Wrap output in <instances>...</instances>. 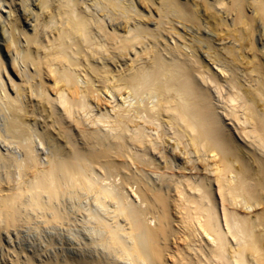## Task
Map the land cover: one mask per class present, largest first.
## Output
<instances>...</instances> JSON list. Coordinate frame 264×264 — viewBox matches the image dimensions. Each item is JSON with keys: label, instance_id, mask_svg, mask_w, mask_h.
I'll return each mask as SVG.
<instances>
[{"label": "bare ground", "instance_id": "obj_1", "mask_svg": "<svg viewBox=\"0 0 264 264\" xmlns=\"http://www.w3.org/2000/svg\"><path fill=\"white\" fill-rule=\"evenodd\" d=\"M0 264H264V0H0Z\"/></svg>", "mask_w": 264, "mask_h": 264}, {"label": "rangeland", "instance_id": "obj_2", "mask_svg": "<svg viewBox=\"0 0 264 264\" xmlns=\"http://www.w3.org/2000/svg\"><path fill=\"white\" fill-rule=\"evenodd\" d=\"M86 197H83V202L85 201L86 202ZM65 228V227H64ZM66 229V228H65ZM62 230V231H61ZM46 232V233H45ZM45 232H43L42 234H41V237L42 238H45V236H46V238H52L51 236H53V238H55L54 240L55 241H57L56 242V248H61L62 246H64V247H68V246H71V243H74V240L72 239V236H71V233H70V231L68 230V229H66V230H63V227H61V228H59L58 230H57V233L56 234H52V233H50L49 232V230H45ZM47 232H49L48 234H47ZM54 232V231H53ZM58 232H59V234H58ZM62 232H63V234H62ZM67 232H69V233H67ZM33 234V232L32 233H28V235H29V237L32 239V237H34V239H36V241L38 240L37 238L38 237H36V235L34 234V235H32ZM65 234V235H64ZM30 235H32V237L30 236ZM68 236V237H67ZM70 236V237H69ZM71 240V241H70ZM60 242V243H59ZM61 242H63V244L61 243ZM70 243V244H69ZM69 244V245H68ZM65 245H67V246H65Z\"/></svg>", "mask_w": 264, "mask_h": 264}]
</instances>
